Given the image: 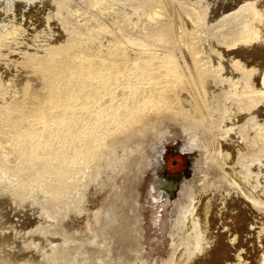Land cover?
I'll return each mask as SVG.
<instances>
[{"label": "bare ground", "instance_id": "1", "mask_svg": "<svg viewBox=\"0 0 264 264\" xmlns=\"http://www.w3.org/2000/svg\"><path fill=\"white\" fill-rule=\"evenodd\" d=\"M71 1L42 0L47 12L20 19L0 13V180L11 170L30 174L20 190L38 187L56 199L105 167L115 181L121 169L139 167V135L178 119L206 168L179 182V243L162 264H202L201 253L223 259L228 244L213 231L220 213L237 215L230 232L242 240L264 219V0H86L85 9ZM78 11L88 23L72 19ZM164 152L149 194L171 186L160 172ZM10 200L0 198V221H9Z\"/></svg>", "mask_w": 264, "mask_h": 264}, {"label": "rangeland", "instance_id": "2", "mask_svg": "<svg viewBox=\"0 0 264 264\" xmlns=\"http://www.w3.org/2000/svg\"><path fill=\"white\" fill-rule=\"evenodd\" d=\"M85 1L72 0L71 4L74 9H85ZM230 1L232 4L236 2V0ZM13 7L15 10L14 14L11 11ZM38 8L42 9V11L45 10L43 9L42 0H0V13L2 14L1 16L5 15L4 17L15 15L17 19L18 17L20 19L22 18V13L25 14L29 10ZM8 9L9 11H7ZM45 11L47 12V10ZM87 16L86 14L80 15V11H78L71 17L72 19L85 22ZM86 22L88 23V21ZM37 24H42L41 17ZM81 28L83 30L87 29L85 25H82ZM128 34L131 33L129 32ZM160 124L162 126L159 125V128L157 127L158 132H156L157 128H155L154 130H148L149 132H144L145 135L142 133L143 136L142 134L139 135L141 136L140 139L144 137L141 140L144 154L141 157L139 167L134 166V170L130 171L129 167L123 170L121 169L123 165H119L117 168L121 169V171L120 174L115 175V181L109 180L111 175L114 176V171L105 167L102 174L95 180L88 184V177H83L81 180L78 179V185L76 184L75 186V188L78 186L77 189L74 188L72 192L68 193L64 192L63 196L57 199L48 195L44 189H38V187L32 192L29 188L26 190L24 188L23 191L20 190L25 186V180H29L30 174L29 177L24 176L27 178L25 179L23 175L18 176L14 171L15 174L11 172L12 170L7 171L5 177H8V180H5L7 178L0 180V187L2 186L0 195L4 194L1 197L8 200L14 197L17 199L9 201L10 205L12 203L11 216H8L9 221L6 222L5 219H1L2 222L0 221V246L2 247H0V252L2 251L1 253L5 254L3 256L0 253L1 263L129 264L133 262L132 264H162L172 254L175 247L174 242L178 241L179 243L180 231L176 225V215L177 211H179L178 204L183 197V193H180L182 186L179 182L182 177L194 180L197 175H201L204 172H202V167L206 168V162L204 161V151L195 146L192 148L188 144L190 135L184 131L180 120L166 117L161 120ZM150 132L152 133L149 134ZM143 139L145 140L143 141ZM134 146L136 145L134 144ZM184 148H190L191 150H184ZM162 149L165 150L163 157H165L166 164L160 172L163 171V177L170 181L171 186L168 189L159 186L149 194L154 180L158 177L156 172L158 162L156 160L160 156ZM122 151L123 148L120 147L119 152L122 153ZM136 153L138 152H132L130 156H135L137 155ZM192 157L193 159L191 160ZM103 163H105V160ZM131 165L133 164L130 163V167H132ZM86 171L88 173V169ZM257 178L259 177L257 176ZM9 179L14 180L13 182L15 183L12 181L11 183ZM10 184H13L12 187L18 184L23 185L12 188ZM116 184L118 186H115ZM262 184L264 185V181ZM7 190H11L10 192H13L15 196ZM25 191H29L31 194ZM136 193H138V197L135 196ZM22 195H25V197ZM18 196L24 197L22 198L23 201ZM127 196L129 197L128 201H126ZM154 196L156 199H154ZM26 199L28 202H26ZM33 199L36 203L33 202ZM16 201H19V204ZM177 201H179L178 204ZM25 202L26 204H24ZM67 203L70 205L68 204V206ZM47 210H50L52 215L55 214V223H50L52 219L47 217ZM109 210L114 211L118 221H123V223L112 222L113 217L108 214ZM96 214L99 217H96ZM236 217V214H219V219L214 224L213 231L217 239L228 244V250L223 259L208 257L206 254L201 253L199 257L203 259L202 264H231L237 261L239 257L241 264H258L264 252V230L259 234H257V231L260 230V226L264 228V219H261L260 215L256 217V223L250 226L248 234H245L246 238L242 240L238 234L230 232ZM22 218L25 219L23 220ZM246 235H248V238ZM52 237L58 239L54 241ZM37 240L40 241L38 242ZM239 253L240 256H238ZM12 254L13 256L16 255V258ZM136 259L138 260L136 261ZM56 260L60 263H56Z\"/></svg>", "mask_w": 264, "mask_h": 264}]
</instances>
